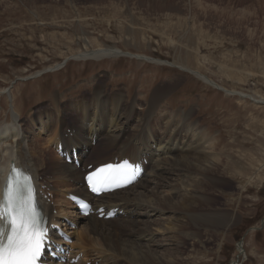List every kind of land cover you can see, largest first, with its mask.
<instances>
[{"label":"rangeland","instance_id":"rangeland-1","mask_svg":"<svg viewBox=\"0 0 264 264\" xmlns=\"http://www.w3.org/2000/svg\"><path fill=\"white\" fill-rule=\"evenodd\" d=\"M174 1L175 8L151 12L142 0H0V125L17 113L31 126L36 116L47 118L46 110L57 120L51 97L66 102L98 83L108 92L123 88L128 100H143V108L158 87L171 86L161 105L183 108L209 131L220 155L214 172L198 173L202 217L183 230L200 239L187 236L173 257L179 264H264V105L172 65L190 61L225 89L264 98V0H197V7L191 0ZM108 47L123 52L99 61L74 59ZM115 152L102 144L90 160L97 165ZM50 155V164L56 163L57 153ZM162 211L161 218L181 217ZM138 212L134 208L135 220ZM225 217L232 224L224 226ZM146 239V245L157 244ZM163 243L170 248L176 241Z\"/></svg>","mask_w":264,"mask_h":264},{"label":"bare ground","instance_id":"bare-ground-1","mask_svg":"<svg viewBox=\"0 0 264 264\" xmlns=\"http://www.w3.org/2000/svg\"><path fill=\"white\" fill-rule=\"evenodd\" d=\"M24 1L33 4L39 0ZM142 1L151 12L176 7L174 0ZM191 1L197 7V0ZM133 27L130 25L131 30ZM118 49L108 47L88 51L74 59L99 61L123 52L122 49ZM138 58L147 62L150 59L141 55H138ZM189 62L180 59L172 65L182 71H192V74L203 80L206 85L216 87L228 94L239 93L242 99L249 98L256 104L264 105V98L229 91L203 74L199 67L194 70ZM151 63L163 64L159 59ZM107 77L109 78V75ZM100 79L104 81L106 78ZM100 84L94 86L93 92H84L79 97L68 99L66 102H62L58 97H51L49 107L57 109L65 106L71 109L70 121L62 112L60 125L54 124V119L46 118L42 114L35 115L36 118L30 120L31 126L23 125L20 115L16 113L17 116L15 115L10 123L5 122L4 125H0V194L11 174V162H14L16 167L30 170L29 172L37 179L45 173L48 183L43 184L53 194L51 201L54 202V206L48 203L44 205L52 221L58 222L63 216H67L73 217L79 225V228L73 232L75 242L72 245L75 253L83 254L79 264H86L88 261L96 263L99 260L100 264H179L177 261L179 259L174 258L173 255L180 250L184 239L187 236L200 239L196 233H185L183 230L186 222L195 223V220L198 221V218L202 217L197 213L199 194L197 195L195 189L202 179L198 177L200 170L206 173L214 172L220 163V155L214 149L215 141L209 137V131L206 132L205 127L194 121L182 110L183 108L176 111L161 105L166 95L171 93L172 87L169 85L158 87L148 103L146 102L147 107L143 108V100L139 98L128 100L123 88L108 92ZM43 112L46 115L53 114L49 110ZM67 129H70V134H67ZM95 138H97L95 147L105 144L106 147L117 151L113 154L119 159H138L144 156L149 161L143 176V179L146 178L144 182L139 181L126 190L102 195L97 200L98 207L105 205L109 208L123 209L125 216L118 219L103 221L98 220L96 216L85 219L75 213L70 202L65 200L62 202L66 203L64 206L59 204V199L58 201L55 199V197L60 198L64 189L65 198L72 192L83 195L84 173L74 164H66L64 159L63 161L56 159V163L50 164L47 152L51 157H54L52 156L54 153L48 149L51 145L56 146L62 141L68 150L81 149L83 162H86L91 158L94 148L92 142ZM87 148H89L88 154L85 153ZM112 160L108 158L104 161L99 160L97 165ZM169 175L175 178H167ZM54 184L63 190L56 192ZM134 208L139 210L138 220H135L133 215ZM53 210H57V215L52 214ZM162 210L172 211V214L178 212L181 217L161 218L163 215L161 213L164 212ZM153 215L155 219L150 221ZM140 217L147 220H142ZM189 217L191 220L188 219ZM228 217L224 218L226 220L224 226H229L233 222V218L228 219ZM170 232L175 235L168 237ZM180 235L182 238H179ZM172 238L176 244L169 248L163 242ZM145 239L157 244L146 245ZM233 264L239 263L233 262Z\"/></svg>","mask_w":264,"mask_h":264},{"label":"snow or ice","instance_id":"snow-or-ice-1","mask_svg":"<svg viewBox=\"0 0 264 264\" xmlns=\"http://www.w3.org/2000/svg\"><path fill=\"white\" fill-rule=\"evenodd\" d=\"M142 174L138 164L124 161L107 165L86 176L87 186L96 194L133 184ZM87 205H82L87 215ZM100 215H105L102 209ZM49 225L34 195L32 179L12 168L0 200V264H44L47 252L56 257Z\"/></svg>","mask_w":264,"mask_h":264},{"label":"water","instance_id":"water-1","mask_svg":"<svg viewBox=\"0 0 264 264\" xmlns=\"http://www.w3.org/2000/svg\"><path fill=\"white\" fill-rule=\"evenodd\" d=\"M34 77H35V76H34ZM34 77H28V78H25V79H23V80L31 79V78H34Z\"/></svg>","mask_w":264,"mask_h":264}]
</instances>
